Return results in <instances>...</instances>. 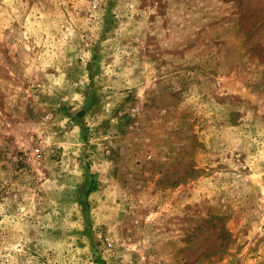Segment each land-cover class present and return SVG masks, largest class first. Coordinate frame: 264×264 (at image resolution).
I'll list each match as a JSON object with an SVG mask.
<instances>
[{
  "label": "rangeland",
  "instance_id": "1",
  "mask_svg": "<svg viewBox=\"0 0 264 264\" xmlns=\"http://www.w3.org/2000/svg\"><path fill=\"white\" fill-rule=\"evenodd\" d=\"M0 264H264V0H0Z\"/></svg>",
  "mask_w": 264,
  "mask_h": 264
}]
</instances>
